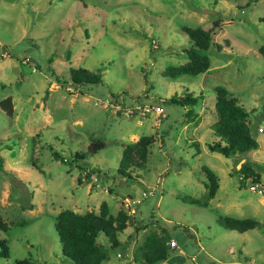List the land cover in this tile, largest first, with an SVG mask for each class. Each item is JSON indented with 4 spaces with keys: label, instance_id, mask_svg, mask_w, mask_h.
Masks as SVG:
<instances>
[{
    "label": "rangeland",
    "instance_id": "obj_1",
    "mask_svg": "<svg viewBox=\"0 0 264 264\" xmlns=\"http://www.w3.org/2000/svg\"><path fill=\"white\" fill-rule=\"evenodd\" d=\"M213 19L219 23L214 43L203 51L208 68L162 75L164 67L187 59V36L179 27L208 28ZM260 47L264 0H0V99L10 95L13 105L11 118L0 109V216L6 222L0 241L8 253L0 264H74L60 252L53 217L62 208L96 211L102 200L110 214L119 206L126 211V204L134 212L118 233L123 244L106 248L101 264H145L134 260L133 251L161 227L172 248L153 264H264V224L237 231L216 223L218 215L264 222ZM70 66L99 72L101 81L72 92ZM215 85L248 112L256 148L232 156L207 148L215 138ZM185 90L201 94L193 106L197 120L186 119L187 106L162 101ZM143 99H161L158 121L154 114L126 117L115 108L117 100ZM145 134L154 141L143 167L131 172L133 178L118 175L121 143ZM90 138L104 145L89 152ZM191 141L198 143L197 153ZM74 152L84 156L73 158ZM246 160L257 181L239 187L237 169ZM201 165L217 175L213 199Z\"/></svg>",
    "mask_w": 264,
    "mask_h": 264
},
{
    "label": "trees",
    "instance_id": "obj_2",
    "mask_svg": "<svg viewBox=\"0 0 264 264\" xmlns=\"http://www.w3.org/2000/svg\"><path fill=\"white\" fill-rule=\"evenodd\" d=\"M219 25L217 19L212 20L208 28L197 26L181 25L179 28L187 36L188 45L183 47L187 59L176 65L164 67L160 73L164 76L172 77L176 74H197L205 71L209 66V58L203 52L209 44L214 43L212 35L215 27ZM264 52V47L259 48ZM51 60L50 57L47 58ZM69 83L72 86V92H81L80 86L84 83H99L101 81L100 73L89 70L85 67H69ZM147 81L146 76H144ZM64 82V81H63ZM214 104L213 110L215 120L211 124V131L215 138L206 144L207 148L217 151L224 156L240 155L251 148L257 147L256 139L251 135L249 128L248 112L238 102L224 86H213ZM114 96V95H113ZM201 98V94L194 95L191 91L185 90L183 93L172 94L162 101L171 102L180 106H187L184 115L187 120H197V114L193 106ZM161 102V99L158 102ZM0 109L6 116L11 118L13 114V105L10 95L0 99ZM154 141L152 135H139L135 140L121 143V153L116 166V173L125 178H133L131 172L137 168L143 167L149 146ZM195 147V153L199 151L196 141H191ZM104 145L103 141L96 138H90L87 144V151L95 152ZM54 158L64 160L57 152L52 151ZM84 155L79 152L73 153V158L79 159ZM31 165L38 168L33 161ZM0 169L2 167V157L0 156ZM203 171L207 196L213 197L218 186L217 175L206 165H201ZM239 173L237 185H245V180L250 182L257 181L258 174L254 171L252 162L246 160L240 162L237 169ZM191 203L206 206V200H198L191 197H181ZM129 215L121 206L114 214L108 212L107 204L104 200L99 202L96 211L86 210L77 212L71 208H62L58 210L53 217V228L57 235L60 252L63 256L68 257L74 264H101L107 257L106 248L116 247L123 244L118 238V233L127 227ZM149 221V220H148ZM216 223L226 229H235L244 231L248 228L263 226L264 222L251 217H233L229 215H218ZM142 226H135L137 232ZM0 229H6V222L0 216ZM162 233L150 230L142 241L136 245L132 257L134 260L153 264L158 260L166 258L172 248L170 239L165 229L161 227ZM0 255L7 257V246L0 241ZM22 263L21 260H16Z\"/></svg>",
    "mask_w": 264,
    "mask_h": 264
},
{
    "label": "built area",
    "instance_id": "obj_3",
    "mask_svg": "<svg viewBox=\"0 0 264 264\" xmlns=\"http://www.w3.org/2000/svg\"><path fill=\"white\" fill-rule=\"evenodd\" d=\"M115 108L124 116L130 117L132 115L138 116H146L148 114H154L156 117V121H158V115L161 114L162 108L160 104L156 101H148V100H137L133 103H125L121 100H117L115 104ZM258 130H262L261 127H258ZM250 189L257 190V192H261V188L257 184H251ZM128 207V208H127ZM126 212L131 214L134 212L133 208L129 207V204H126Z\"/></svg>",
    "mask_w": 264,
    "mask_h": 264
},
{
    "label": "crops",
    "instance_id": "obj_4",
    "mask_svg": "<svg viewBox=\"0 0 264 264\" xmlns=\"http://www.w3.org/2000/svg\"><path fill=\"white\" fill-rule=\"evenodd\" d=\"M138 136H135V138H137ZM212 199L214 198V197H211Z\"/></svg>",
    "mask_w": 264,
    "mask_h": 264
}]
</instances>
